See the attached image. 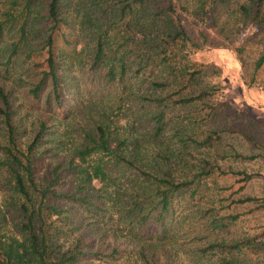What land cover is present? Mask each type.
<instances>
[{
    "label": "trees",
    "instance_id": "1",
    "mask_svg": "<svg viewBox=\"0 0 264 264\" xmlns=\"http://www.w3.org/2000/svg\"><path fill=\"white\" fill-rule=\"evenodd\" d=\"M203 49L263 88L264 0H0V264H264L263 177L228 164L264 145L214 127ZM83 107L65 147L54 128Z\"/></svg>",
    "mask_w": 264,
    "mask_h": 264
},
{
    "label": "rangeland",
    "instance_id": "2",
    "mask_svg": "<svg viewBox=\"0 0 264 264\" xmlns=\"http://www.w3.org/2000/svg\"><path fill=\"white\" fill-rule=\"evenodd\" d=\"M249 31L250 30L246 29L243 33ZM2 55L3 54L0 53V74L4 68L2 62L4 61L3 56L5 55ZM192 58L197 62L211 65L206 71L209 75L207 80L209 84L217 88L212 101L215 106L214 121L207 120L208 122L205 125L202 123L201 126L203 128L204 126L211 127V121H213L214 127L222 130L224 141L230 142L243 151L247 150L246 147H249V143L246 145L244 144L245 141H250V139L264 145V87L255 86L247 88L241 84L239 79V64L233 53L228 49L198 50L192 52ZM10 64L11 63H8L9 66ZM12 66L13 65L9 67V74L6 75V78L12 80L20 77L23 79L20 84H25L29 80V78L26 77L27 71H22L23 69L19 70L17 67L11 70ZM212 70H215V72L213 73ZM259 81L264 86V67L260 70ZM6 82L10 84L9 80H6ZM26 86V84L24 87H17L14 85V94L16 96V102L20 103L18 115L23 117L20 122V128L26 131L29 136L32 124L36 125V117L41 116V114L38 111L30 110L29 106L26 104L27 102L23 99L22 92L26 90ZM86 98V96H83L82 100L84 101ZM69 101H72L71 97L66 99V104H68ZM58 119L60 118L55 117L52 120L55 123ZM83 121H90L87 108L84 107L81 108L80 111L77 110L73 118H68L66 125L63 122L57 125L54 128L55 136L62 140L65 147L73 145L78 135V124ZM121 124H124L123 121H121ZM125 128L127 127L125 126ZM20 135L22 139H25L24 134L20 133ZM47 145H43L41 148ZM53 150L56 151V149ZM259 150L262 157L256 159V161H233L228 163L234 169H245L253 173H258L263 177L256 178L248 184L247 192L249 193H260L264 190V146ZM217 151L222 152L223 149L219 147ZM3 181L4 178L0 171V188ZM231 181V178H219V183L221 184L228 185ZM257 216L258 218L253 220V222L264 221V214H259ZM123 264H125V262Z\"/></svg>",
    "mask_w": 264,
    "mask_h": 264
}]
</instances>
